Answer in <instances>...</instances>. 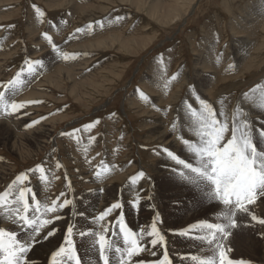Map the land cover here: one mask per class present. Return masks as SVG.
Listing matches in <instances>:
<instances>
[{
	"label": "rangeland",
	"instance_id": "374dc122",
	"mask_svg": "<svg viewBox=\"0 0 264 264\" xmlns=\"http://www.w3.org/2000/svg\"><path fill=\"white\" fill-rule=\"evenodd\" d=\"M33 5L45 15L38 16ZM45 33L57 45L58 53L44 38ZM245 47L247 52L243 51ZM65 54L68 59H64ZM25 60L40 61L34 65L35 72L27 71ZM21 69L23 83L15 92L6 91L5 99L26 107L6 114L0 104V195L10 192L6 201H0V209L11 196L15 200L20 187L31 189L47 179L35 195L43 210L65 192L74 205L78 201L83 204L80 208L84 209V217L121 203L120 209L109 214L110 219L123 214L130 229L128 222L145 217L150 219L144 221L149 228L158 212V228L170 236L163 234L166 248L156 247V255L151 245L141 253L150 254L146 264H157L165 251L172 264H193L192 256L205 259L214 255L210 246L194 239L199 235L196 228L187 237L180 235L201 222L225 223L221 215L214 213V201L206 195L209 186L198 187L178 175H192L189 170L178 166L176 173L171 172L184 185L170 183L164 176L154 181V213L136 204L137 199L131 197L135 191H121L119 195L114 192L117 185H133L131 177L141 170L153 174L155 154H162L163 147H158L159 136L154 138L150 131L162 127V133L172 135L167 140L177 139L182 133L181 118L191 123L187 105L200 110L197 96L212 106L218 119L229 124L238 106H247L246 113L252 102L264 115V0H0V85L12 80ZM0 91L5 89L0 87ZM178 106L183 107L182 111ZM32 121L38 123L28 126ZM262 121L264 117L259 123L261 128L255 127L254 131L264 129ZM173 123L180 126L181 132L172 131ZM89 124L91 128L86 127ZM40 127L47 128L49 136L40 138L39 147H34L29 136ZM174 153L195 166L192 154L183 155L179 150ZM21 173L27 175V180L14 185ZM102 174L108 176L97 182ZM109 181L112 186L108 190L104 183ZM107 191L111 193L104 194ZM102 197L107 198V207L105 202L100 205ZM64 198L60 197L58 203ZM256 203L247 207L264 219V197ZM12 204L13 209L20 207ZM71 208L69 205L63 210ZM76 212L79 214L78 209ZM238 213L246 219L235 217L237 224L244 223L245 228L236 238L240 253L229 245L232 251L228 255L248 264H264V225L253 221L248 213ZM48 216L54 219L53 214ZM107 222L109 226L110 220ZM114 238L112 264L121 259V252L115 250L119 232L111 241ZM124 247L122 244L121 250ZM85 248L80 255L87 262L89 253ZM113 254H118V260L112 261Z\"/></svg>",
	"mask_w": 264,
	"mask_h": 264
},
{
	"label": "snow or ice",
	"instance_id": "6c2138e0",
	"mask_svg": "<svg viewBox=\"0 0 264 264\" xmlns=\"http://www.w3.org/2000/svg\"><path fill=\"white\" fill-rule=\"evenodd\" d=\"M33 8L38 16L45 15L39 7L33 5ZM88 27L91 28L92 26L89 25ZM79 31L81 29H77V32ZM44 38L52 47V50L58 53L59 49L53 43L52 38L46 33ZM64 59H68L67 54H65ZM24 63L27 65V71L33 73L35 72L34 65L39 64L40 61L25 60ZM22 72L23 69L18 71L12 80L0 85L5 89V91H0V104L4 105L6 114L18 113L26 107L23 103L5 99L6 91L15 92L18 85L23 83L20 79ZM140 95L144 100L148 99L142 92ZM196 98L201 105L200 110L197 111L191 105H187V111L190 114L191 121L189 128L197 138V142L179 135L176 137L186 147L187 152L195 157V166L168 148H163L162 152L176 165L190 171L192 175L185 172L178 173L184 181L196 183L198 187L203 184L209 186L206 195L209 200L216 201L223 206L224 210L220 215L225 223L201 222L199 225H193L188 231H181L180 235L187 237L188 233L196 228L204 232L205 235H197L194 239L206 243L214 252L213 256L205 259L192 256L193 264H248L244 260L230 258L228 253L232 249L227 247L225 241L231 234L230 230L237 227L235 217L238 212L248 213L253 221L264 225V219L253 215L247 207V205L255 204L258 198L264 197V129H256L254 133L252 121L248 118L244 109L239 106L233 113L229 124L227 120L217 118V114L210 104L200 99L199 96ZM219 115L223 117L224 113L221 112ZM36 123L38 121H32L28 126ZM86 127L91 128L92 125L89 124ZM172 131L179 132L175 123L172 125ZM229 133L230 135H226ZM256 134H258L260 147L256 143ZM172 172L176 173V169L173 168ZM27 178L25 173H21L16 177L13 184L19 183L22 185ZM140 181L151 182V177L141 170L131 177L133 185L138 184ZM11 188L12 185L9 186V189ZM30 191L31 189L27 187H20L18 195L13 201L14 204L20 205V207L14 210L9 208L8 210V218L11 220L12 225L16 226L19 231L26 232L27 238L20 239L17 231L0 227V256L3 257L0 259V264H32L29 253L34 251L37 243L41 241L38 238L41 229L53 223L52 219H40V216L37 215L40 213V207L35 196L32 197L33 204L36 205L35 212L33 216H29V212L32 210V205L29 204L27 198ZM8 195H10V192L0 195V201L5 200ZM60 197L65 198L58 203ZM69 205L75 207L73 201L66 198L65 192H61L55 200H52L50 205L45 206L44 213H51L54 220H60L62 217L59 212ZM121 207V203H113L100 212L98 216L91 219V224L99 225V232L91 229L81 230L77 228L76 224L69 223L64 233L63 242L57 250L51 252L48 264H85L74 241V237L77 235L84 238L85 243L89 238L95 237L91 250L98 252L99 264H111L110 253L113 244L111 239L105 235L109 230L108 227L100 224V222ZM79 215L83 216L84 214L81 212ZM160 222V216L157 212L152 217L149 228L141 229L140 234L137 235L134 230L126 227L123 214H121L117 223L125 247L123 250L120 248L115 249L117 252H121L119 264H146L144 260L134 262L133 258L139 257L142 252H147L148 245H151L153 255H156V247L166 248L165 236L158 228ZM53 235L54 230L48 231L43 240H48ZM113 235H115V232H113ZM157 264H172L167 251H165L163 258L157 261Z\"/></svg>",
	"mask_w": 264,
	"mask_h": 264
},
{
	"label": "bare ground",
	"instance_id": "6f19581e",
	"mask_svg": "<svg viewBox=\"0 0 264 264\" xmlns=\"http://www.w3.org/2000/svg\"><path fill=\"white\" fill-rule=\"evenodd\" d=\"M142 5V4H141ZM106 23V22H105ZM92 49V48H91ZM246 47L243 49V51L244 52H247L246 51ZM78 51V50H77ZM261 82V81H260ZM262 84H264V83H262ZM264 86V85H263ZM251 87V86H250ZM254 88H256V87H254ZM264 89V88H263ZM257 91H254L253 93H256ZM252 93V94H253ZM245 95V94H244ZM246 96V95H245ZM252 96H254V94L253 95H250V97L252 98ZM242 97V96H241ZM240 97V98H241ZM256 97V96H255ZM25 98V97H24ZM243 98V97H242ZM241 98V99H242ZM246 98V97H245ZM27 99H28V97H27ZM253 99V98H252ZM244 100H246V99H244ZM244 100H242V101H244ZM248 101H249V99H248ZM247 101V102H248ZM250 101H251V99H250ZM254 101V100H253ZM256 101V100H255ZM246 102V103H247ZM238 103V105H239V103L240 102H237ZM259 103H260V101H259ZM182 105H184V104H182ZM181 105V106H182ZM241 105V104H240ZM247 105H249V104H247ZM257 104H255L254 102H252L251 103V109H248V110H250V111H247L246 112V114H247V116H248V118L252 121V124H253V129L255 128V127H257V128H261L260 127V125H259V123H260V121L263 119V117H264V115L263 114H259V109H260V112H262V109L261 108H255V106H256ZM242 106H246V105H242ZM259 106V105H258ZM179 108H181V110H179V111H182V109H183V107H180V106H178ZM246 108H247V106H246ZM246 108H244V111H246ZM178 109V108H177ZM237 110V109H236ZM178 111V110H177ZM250 112V113H249ZM250 115H249V114ZM258 114V115H257ZM152 117V116H151ZM152 119V118H151ZM186 120H187V118L186 117H184V119H182L181 118V122H180V125H181V131H182V133H181V136L182 137H184V138H188V139H191L193 142H197V138L195 137V135H194V133L190 130V128H189V124H186ZM18 123V122H17ZM154 123V122H153ZM156 123V122H155ZM177 123V122H176ZM13 124V123H12ZM20 124V123H19ZM160 125V124H159ZM162 125V124H161ZM160 125V126H161ZM12 126V125H11ZM20 127H21V125H19ZM6 127V126H5ZM14 127V126H13ZM153 127H155V126H153ZM178 127H180V126H178ZM4 128V127H3ZM162 128V127H161ZM160 127H157V128H154V129H152L150 132L152 133L151 135L155 138V136H159V137H157L156 138V141H158V143H157V145H158V147H163V148H168V149H172V151L173 152H175L176 150H179L183 155H186L188 152H187V149H186V147H184L182 144H180L178 141H177V139H173V138H171V139H169V140H167V138L166 137H168V136H170L171 135V133L169 132H166L165 131V133H162L161 131H160V129H161ZM16 129V128H15ZM20 129V128H19ZM181 131H179V132H181ZM49 130L47 129V128H45V127H40L38 130H36V131H34V133H33V135H31V136H29L30 138H31V140H32V143H33V146L34 147H39V144H40V142H42V141H40L41 139H43V138H46V137H48L49 136ZM255 132V131H254ZM176 134V133H175ZM179 135V134H178ZM13 136V135H12ZM15 136V135H14ZM172 136V135H171ZM173 137H174V135H173ZM24 138V137H23ZM41 138V139H40ZM150 138H151V136H150ZM169 138V137H168ZM1 140V139H0ZM28 140V139H27ZM67 140V139H66ZM166 140V141H165ZM44 144V143H43ZM42 145V144H41ZM62 146V145H61ZM11 150H12V148H11ZM14 151V150H13ZM16 151V150H15ZM66 151V150H65ZM163 154V153H162ZM161 153H157V155L155 154V157L154 158H156V162H154V164H152L151 165V167H152V175H148L149 177H151V182H146V181H140L138 184H136V185H131L130 187H119L118 185H117V189H116V191L114 192L115 194H120V192L121 191H127V193L128 192H132V191H135V193L133 194V195H131V197L132 198H135V199H137V201H139V206L140 207H144L143 209L144 210H148V211H151V212H153V210H154V208H155V200H154V196L152 195V190H154V188L152 187V184L154 183V181H156V180H159L160 178L159 177H162V176H164V177H166L167 179H168V181H170V183H171V181H173L175 184H177V186H179V184H182V185H184V183H183V180H181L179 177H177V176H175V174H171V172L172 171H170V169H172V168H175V169H178V165H175L173 162H170L169 161V159L167 158V157H163L164 155H162ZM162 156V157H161ZM190 158V157H189ZM194 159H195V157H194ZM190 160H191V158H190ZM45 161H46V159H45ZM195 161V160H194ZM58 162V161H57ZM106 162V161H105ZM1 167V166H0ZM1 170H2V168H0ZM4 169V168H3ZM140 169H142V168H140ZM0 170V171H1ZM145 171V170H144ZM110 172H112V171H110ZM146 172V171H145ZM106 174V173H105ZM112 174V173H111ZM147 174V173H146ZM31 176V175H30ZM101 177H99L98 179H97V182H101V181H103V180H105L104 179V177H106V176H108V174L105 176V175H100ZM103 177V178H102ZM108 178H110V177H108ZM159 178V179H158ZM129 179V178H128ZM46 180L47 179H44V180H41L39 183H37L38 185L37 186H34V185H32L33 187H31V191L28 193V202H29V204L30 205H32V210H30V212H29V216H33V214H34V212H35V207H36V205L35 204H33V201H32V197L33 196H35V195H37V193L41 190V188H42V184H44V182H46ZM131 180V179H130ZM107 181H108V179H107ZM128 181V180H127ZM181 181V182H180ZM112 183V182H111ZM111 183H110V181L109 182H106V183H104V187H106L108 190L110 189V187L112 186L111 185ZM123 184H124V182H122ZM156 183V182H155ZM15 185V184H14ZM103 185V184H102ZM171 185V184H170ZM125 186V185H124ZM134 186H136V187H134ZM138 186V187H137ZM143 186H145V187H143ZM114 187V186H113ZM28 188V187H27ZM44 188V187H43ZM99 188H102V187H99ZM99 188H98V190H99ZM153 188V189H152ZM15 189V188H14ZM91 189V188H90ZM94 189V188H93ZM44 190H46V189H44ZM89 190V189H88ZM101 190V189H100ZM115 190V189H114ZM171 190V189H170ZM168 191V192H170L171 193V191ZM6 191H9L8 189L6 190ZM84 191V190H83ZM87 191V190H86ZM102 191V190H101ZM104 191H105V189H104ZM42 192V191H41ZM92 192V191H91ZM98 192V191H97ZM157 192H159V191H157ZM93 193V192H92ZM98 193H100V192H98ZM104 193V192H103ZM109 193H111V192H108L107 191V193H104V194H109ZM124 193H126V192H124ZM126 193V194H127ZM131 194V193H130ZM161 194V193H160ZM159 194V195H160ZM18 195V194H17ZM92 195V194H91ZM94 195V194H93ZM158 195V194H157ZM158 195V196H159ZM167 195H169V194H167ZM198 195V194H197ZM202 195V194H201ZM14 196V195H13ZM38 196V195H37ZM102 196H104V195H102ZM114 196H117V195H114ZM113 196V197H114ZM125 196V195H124ZM156 196V195H155ZM9 197V196H8ZM36 197V196H35ZM107 197V196H106ZM119 197V196H118ZM151 197V198H150ZM153 197V198H152ZM157 197V196H156ZM170 197H171V195H170ZM80 198V197H79ZM81 198H82V196H81ZM112 198V197H111ZM120 198V197H119ZM122 198V197H121ZM120 198V199H121ZM125 198H127V197H125ZM13 199H14V197H10L9 199H7L8 201H7V204L5 203V205H4V207L2 208V209H0V227H4V228H6L7 230H13V231H17L18 232V236H19V238L20 239H26L27 237H26V232H21V231H19V229H17L16 228V226H14V225H12V222H11V220L8 218V210H9V208H11V209H13L12 208V206H13V204H12V202H13ZM36 199V198H35ZM93 199V198H92ZM107 198H104L103 199V197L102 198H100V202H102L100 205H102L104 202H105V204H104V206H108V202H106L105 200H106ZM129 199V198H128ZM161 199V198H160ZM169 199V198H168ZM168 199H165V200H168ZM83 200H84V198H83ZM99 200V199H98ZM114 200V199H113ZM6 201V200H5ZM121 201H123V200H121ZM127 201V200H126ZM125 201V202H126ZM160 201V200H159ZM36 202H38L37 200H36ZM91 202V201H90ZM124 202V201H123ZM128 202H130V201H128ZM132 202V201H131ZM135 202V201H134ZM133 202V203H134ZM163 202V201H162ZM79 203V201L77 202V204H75V206L76 207H72L71 205V209H67V210H62V212H60L59 213V215H61V217H62V219H60V220H54V219H52L53 220V223H51V224H49V225H47L46 227H44L43 229H41V231H40V234H39V239L41 240V241H39L38 243H37V245L35 246V249H34V251H31L30 253H29V255H30V257H31V260H32V264H48V262H49V260H50V258H51V252L52 251H55V250H57L58 249V247H59V245L63 242V237H64V233H65V231H66V228H67V226H68V224L69 223H73V224H76V226H77V228L78 229H81V230H87V229H91V230H93V231H96V232H99L100 231V228H99V225H93V224H91V219L93 218V217H95V216H98L99 215V213L100 212H102V211H104L105 209H103V210H100V211H96V213H94V212H92V213H94V214H88L86 217H84V215L83 216H80L79 214L81 213V212H84L83 210V207L82 208H80L83 204L82 203H80V204H78ZM93 203V202H92ZM98 203V202H97ZM94 204V203H93ZM126 204V203H125ZM128 204V203H127ZM136 204H137V202H136ZM214 204H215V209H214V213L217 215V216H219L222 212H223V206L222 205H219L216 201H214ZM257 204V203H256ZM129 205V204H128ZM132 205V204H131ZM162 205V204H161ZM263 205V207H264V204H262ZM91 206V205H90ZM95 206V205H94ZM103 206V207H104ZM158 206V208L160 207V203L157 205ZM254 206V205H253ZM19 207V206H18ZM93 207V206H92ZM124 207V206H123ZM135 207V206H134ZM137 207V206H136ZM16 208V207H15ZM75 208H77L78 210H79V214H78V212H76V210H75ZM101 208V207H100ZM132 208V207H131ZM138 208V207H137ZM96 209V208H95ZM14 210V209H13ZM94 210V209H93ZM97 210H99V209H97ZM138 210V209H137ZM141 210V209H140ZM157 211V210H156ZM115 212V211H114ZM89 213H91V212H89ZM154 213V212H153ZM213 213V214H214ZM112 214V213H111ZM116 214V213H115ZM155 214L156 213H154V216H155ZM239 213H237V215H236V217H238V218H241L242 219V221H243V219H245L244 217V215L243 214H239ZM37 215H39L40 216V219H49L48 217V213L47 214H45L44 213V210L40 207V213H38ZM113 215V214H112ZM118 215L116 214L115 216H113L111 219H110V216L108 215L106 218H105V220L104 221H101L100 222V224H104V225H107V221L108 220H110V225L109 226H107L108 227V232L107 233H105V235L108 237V238H110V239H112L113 238V234H112V232L114 231L116 234L119 232V239H118V241H117V244H116V248H122V244H124V242L122 241V243H121V240H122V235H121V233H120V231H119V229H118V227H119V224H117V225H115L114 224V219L117 217ZM124 216V215H123ZM215 216V215H214ZM213 217V216H212ZM118 218V217H117ZM147 217H145V218H141L140 220H133V222H128V223H130L131 224V226H132V230H134L135 231V233H137L138 231H140L141 229H147V224H145L144 223V221H149L150 219L149 218H147ZM134 219H135V217H134ZM216 219H218L217 217H216ZM246 220V219H245ZM241 222V221H240ZM144 223V224H143ZM216 223V222H215ZM244 224V223H243ZM243 224H240V223H238L237 224V227L236 228H232L230 231H231V234L229 235V237H228V239H227V241H225V244L227 245V247H229V245L230 246H232L234 249H235V251L236 252H238V247H240V245H239V243H237V240H236V238L237 239H239L240 237H239V232H241V231H244L245 230V228L243 227ZM111 225H112V227H111ZM54 230V235L53 236H51V237H49V239L48 240H43V237L44 236H46L47 235V232L48 231H53ZM193 230L195 231V229L193 228ZM197 231L199 232V235L201 234L202 235V232L201 231H199L198 229H197ZM233 231V232H232ZM140 233V232H139ZM245 233V232H244ZM164 234V233H163ZM165 236H170V234H169V232H167L166 234H164ZM243 235V234H242ZM241 235V237H243ZM118 236V235H117ZM179 236V235H178ZM245 236H246V234H245ZM245 238V237H244ZM247 238V237H246ZM94 239H95V237H91V238H89L88 240H87V242H86V244L84 243V238H79L78 237V235L77 236H75L74 237V241H75V243H76V245H77V247H78V249H79V252H80V250L82 251V250H84V247H86L87 246V248H85V249H87V252L89 253V261H85V264H99V261H98V252H95V251H92L91 250V246H92V243H93V241H94ZM243 239V238H242ZM177 240H179L180 241V238H177ZM188 240V239H187ZM115 241H116V238H114L113 240H112V243L114 244L115 243ZM190 241V240H189ZM197 241V240H196ZM243 242V241H242ZM197 243V242H196ZM264 243V242H263ZM197 246H198V243L196 244ZM232 247H231V249H232ZM241 248V247H240ZM177 249H179V248H177ZM113 250H114V248H113ZM244 251V250H243ZM112 252V251H111ZM245 252V251H244ZM238 253H240V252H238ZM178 254H181V253H179V250H178ZM186 254H188L189 256H190V253L189 252H186L185 253V255ZM243 254V253H242ZM184 255V256H185ZM264 255V254H263ZM118 254L117 255H114L113 254V259H112V261L114 260V258H116L117 260H118ZM86 257H88V256H86ZM3 257L2 256H0V259H2ZM135 259H137V258H135ZM139 259H141V260H144V261H146L147 262V260H150V254H141L140 256H139ZM138 259V260H139ZM262 259H264V256H262ZM84 260V259H83ZM134 261V260H133ZM135 262V261H134ZM119 263V260H118V262L117 263H115V264H118ZM112 264V263H111Z\"/></svg>",
	"mask_w": 264,
	"mask_h": 264
}]
</instances>
